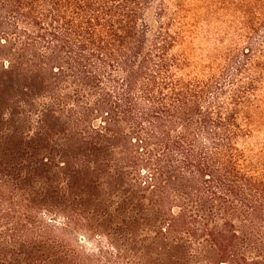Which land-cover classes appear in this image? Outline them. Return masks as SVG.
<instances>
[{
  "label": "trees",
  "instance_id": "trees-1",
  "mask_svg": "<svg viewBox=\"0 0 264 264\" xmlns=\"http://www.w3.org/2000/svg\"><path fill=\"white\" fill-rule=\"evenodd\" d=\"M264 0H0V264H264Z\"/></svg>",
  "mask_w": 264,
  "mask_h": 264
},
{
  "label": "rangeland",
  "instance_id": "rangeland-1",
  "mask_svg": "<svg viewBox=\"0 0 264 264\" xmlns=\"http://www.w3.org/2000/svg\"><path fill=\"white\" fill-rule=\"evenodd\" d=\"M264 142V136H263V131L259 132V130L257 132H255V137L252 139V141L247 144V147H249L250 149H253L255 152L261 150V144Z\"/></svg>",
  "mask_w": 264,
  "mask_h": 264
}]
</instances>
